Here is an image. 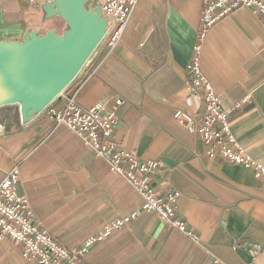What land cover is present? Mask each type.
<instances>
[{
    "label": "crops",
    "instance_id": "0c3cea01",
    "mask_svg": "<svg viewBox=\"0 0 264 264\" xmlns=\"http://www.w3.org/2000/svg\"><path fill=\"white\" fill-rule=\"evenodd\" d=\"M51 0H0V42L25 33H58L42 19ZM202 0H138L121 41L98 46L71 84L84 108L121 100L114 140L139 162H158L150 175L155 194L172 206L196 241L141 211V197L105 160L64 127L46 118L56 98L27 124L17 105L0 108V182L19 172L16 193L29 201L40 228L76 250L117 219L127 226L90 246L84 264H264V182L251 170L210 159L197 134L173 115L185 111L199 124L200 101L185 89L197 41ZM61 21V20H60ZM64 24V23H63ZM200 70L225 108L239 147L264 166V28L239 9L220 20L200 44ZM70 89V90H71ZM0 264H31L20 248L0 240Z\"/></svg>",
    "mask_w": 264,
    "mask_h": 264
},
{
    "label": "built area",
    "instance_id": "2783aa9c",
    "mask_svg": "<svg viewBox=\"0 0 264 264\" xmlns=\"http://www.w3.org/2000/svg\"><path fill=\"white\" fill-rule=\"evenodd\" d=\"M100 1L102 15L109 21V29L100 45L110 52L120 42L137 0ZM96 3L90 1L86 9L95 8ZM203 4L197 41L187 65L185 86L186 91L201 103L199 124L182 110H177L173 119L187 132L199 136L208 158H220L227 164L251 170L255 178L264 182V166L239 147L230 130L229 116L240 104L225 108L200 70V44L206 34L220 20L243 8L255 13L264 28V0H203ZM65 92L60 94L64 105L60 109H49L46 118L56 127H64L73 133L84 147L106 161L112 173L135 189L141 197V211L154 214L165 225L196 241L193 233L176 216L172 206L177 193L166 201L160 200L155 194L149 178L159 169L160 163L139 162L114 140L113 128L122 101L116 100L110 106L96 103L84 108L76 100L78 89ZM18 183L17 168L11 169L0 182V240L8 239L17 245L22 256L31 264H84L81 258L90 246L108 238L113 231L127 226L137 217V213H132L117 219L105 226L98 235L89 238L81 248L68 250L40 229L28 200L16 193Z\"/></svg>",
    "mask_w": 264,
    "mask_h": 264
},
{
    "label": "water",
    "instance_id": "95a60500",
    "mask_svg": "<svg viewBox=\"0 0 264 264\" xmlns=\"http://www.w3.org/2000/svg\"><path fill=\"white\" fill-rule=\"evenodd\" d=\"M51 0L41 6L43 20L58 17L61 34L25 33L21 42H0V108L17 105L27 124L41 114L78 76L109 29L101 3ZM2 129L0 126V133Z\"/></svg>",
    "mask_w": 264,
    "mask_h": 264
},
{
    "label": "rangeland",
    "instance_id": "374dc122",
    "mask_svg": "<svg viewBox=\"0 0 264 264\" xmlns=\"http://www.w3.org/2000/svg\"><path fill=\"white\" fill-rule=\"evenodd\" d=\"M90 1L97 2L96 5H97L98 3H101L100 0H90ZM90 1H89V2H90ZM137 3H138V0H137ZM202 4H203V0H202ZM136 5H137V4H136ZM95 7H96V6H95ZM135 7H136V6H135ZM135 7H134V9H135ZM134 9H133V11H134ZM203 9H204V4H203V8H202L201 18H202V14H203ZM133 11H132V12H133ZM131 14H132V13H131ZM232 14H233V13H232ZM130 17H131V15H130ZM128 21H129V20H128ZM200 21H201V20H200ZM54 23H56V24L58 25V26H56V29H58L57 31H58V33H60V32H61V27L64 25L63 22L60 21V20H57V19H56V20L54 21ZM127 23H128V22H127ZM126 25H127V24H126ZM199 26H200V24H199ZM125 28H126V26H125ZM198 31H199V30H198ZM122 35H123V34H122ZM121 38H122V37H121ZM120 41H121V40H120ZM99 46H100V45H99ZM72 83H73V82H72ZM72 83H71V84H72ZM71 84H70V85H71ZM70 85H69V86H70ZM69 86H68V87H69ZM68 87L65 89V90H66L65 93H68L69 91L72 90L71 87H69V88H68ZM70 89H71V90H70ZM59 97H60V95H59L57 98H59ZM77 103H78V102H77ZM59 109H60V108H59ZM114 125H115V124H114ZM59 127H60V126H59ZM113 129H114V128H113ZM113 133H114V130H113ZM28 202H29V201H28ZM39 227H40V226H39ZM40 229H41V228H40ZM41 230H42V229H41ZM44 232H45V231H44ZM113 232H114V231H113ZM113 232H112V233H113ZM48 235H49V234H48ZM49 236H50V235H49ZM59 243H60V242H59ZM61 245H62V244H61Z\"/></svg>",
    "mask_w": 264,
    "mask_h": 264
}]
</instances>
